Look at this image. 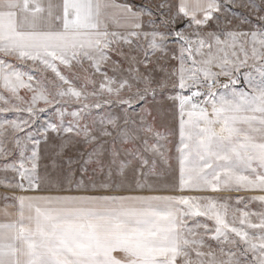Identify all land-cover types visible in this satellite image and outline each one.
I'll list each match as a JSON object with an SVG mask.
<instances>
[{
  "label": "snow or ice",
  "instance_id": "1",
  "mask_svg": "<svg viewBox=\"0 0 264 264\" xmlns=\"http://www.w3.org/2000/svg\"><path fill=\"white\" fill-rule=\"evenodd\" d=\"M0 189V264H264V0H0Z\"/></svg>",
  "mask_w": 264,
  "mask_h": 264
},
{
  "label": "rangeland",
  "instance_id": "2",
  "mask_svg": "<svg viewBox=\"0 0 264 264\" xmlns=\"http://www.w3.org/2000/svg\"><path fill=\"white\" fill-rule=\"evenodd\" d=\"M238 11H247L246 9H237ZM46 118V117H45ZM157 122L159 124H168L170 123V119H169V116L167 115V113L164 111V108L162 107L161 110H160V113L158 115V120ZM3 189H0V192H2Z\"/></svg>",
  "mask_w": 264,
  "mask_h": 264
}]
</instances>
